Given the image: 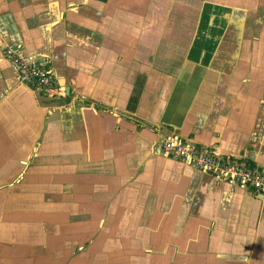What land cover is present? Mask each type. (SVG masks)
I'll return each instance as SVG.
<instances>
[{
	"label": "crops",
	"instance_id": "1",
	"mask_svg": "<svg viewBox=\"0 0 264 264\" xmlns=\"http://www.w3.org/2000/svg\"><path fill=\"white\" fill-rule=\"evenodd\" d=\"M164 138L264 174V0H0V264H264V196Z\"/></svg>",
	"mask_w": 264,
	"mask_h": 264
},
{
	"label": "built area",
	"instance_id": "2",
	"mask_svg": "<svg viewBox=\"0 0 264 264\" xmlns=\"http://www.w3.org/2000/svg\"><path fill=\"white\" fill-rule=\"evenodd\" d=\"M1 51L16 71L18 83L49 98L64 95L50 68L37 55L25 54L8 44L2 45ZM159 150L165 156L209 172L217 178L249 186L264 196V174L250 165L230 163L214 153L196 150L194 146L172 138L162 139Z\"/></svg>",
	"mask_w": 264,
	"mask_h": 264
},
{
	"label": "trees",
	"instance_id": "3",
	"mask_svg": "<svg viewBox=\"0 0 264 264\" xmlns=\"http://www.w3.org/2000/svg\"><path fill=\"white\" fill-rule=\"evenodd\" d=\"M97 1H101V2H104L105 0H97Z\"/></svg>",
	"mask_w": 264,
	"mask_h": 264
}]
</instances>
